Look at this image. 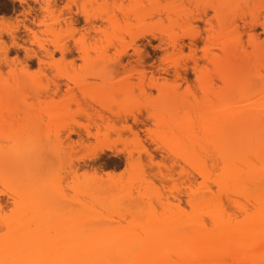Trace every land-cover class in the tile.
I'll list each match as a JSON object with an SVG mask.
<instances>
[{
	"label": "rangeland",
	"instance_id": "374dc122",
	"mask_svg": "<svg viewBox=\"0 0 264 264\" xmlns=\"http://www.w3.org/2000/svg\"><path fill=\"white\" fill-rule=\"evenodd\" d=\"M215 1L54 0L47 5L45 0H0V13L10 17L8 26L3 27L15 32V39L9 32L0 36L9 46L0 55V83L10 80L14 97L9 108L18 112L13 124H0V145L13 141L24 146L26 138L42 143L48 136L53 139L55 126L46 124L44 115L48 111L70 110L71 123L78 131L70 135L75 148L67 147L64 157L79 175L80 226L76 229L78 224L73 221L65 228L57 223L50 230L51 236L160 238V218H181L188 211L186 186L192 159L189 119L194 106H203L199 74L211 69L213 61L217 65L223 62L224 54L215 44L211 55L205 51L208 41L218 39L222 27L209 11L210 24L196 19L190 28L196 46L184 37L183 50L175 55L170 48L158 47L160 38L152 39L149 33L159 37L161 30L180 33L198 7ZM254 2L250 0V5ZM243 25L238 22L239 31ZM139 30L148 31L136 40L145 44L144 67H132V47L128 48L132 57L122 61L124 67H111L121 46L132 44L133 34ZM256 31L263 41L262 28L258 26ZM60 45L71 47L72 54L62 56L54 50ZM77 45L87 48L88 57L78 56ZM171 59H178L184 78L175 76ZM32 111L41 112L44 120L27 130L22 127L24 115ZM100 145H109L111 150L92 156ZM128 153L132 158L126 166ZM125 170L136 178L132 187L126 186L129 191L118 193L122 204L118 205V200L105 202L99 189L102 181L97 183L91 174L124 172L127 182ZM66 176L70 186L71 177ZM72 194L68 189V196ZM8 201L0 197L3 205Z\"/></svg>",
	"mask_w": 264,
	"mask_h": 264
},
{
	"label": "bare ground",
	"instance_id": "6f19581e",
	"mask_svg": "<svg viewBox=\"0 0 264 264\" xmlns=\"http://www.w3.org/2000/svg\"><path fill=\"white\" fill-rule=\"evenodd\" d=\"M53 1L45 0L47 5ZM254 1L253 5L250 0L209 2L195 10L180 33L161 30L160 37L149 33L152 39L160 38L158 47L170 48L175 55L182 52L184 37L196 46L190 28L196 19L210 24L209 11L222 27L216 43L208 41L205 51L211 55L215 44L224 54L223 62L217 65L213 61L211 69L199 74L203 106H194L189 119L188 211L181 218H160V238L51 236L57 223L65 228L73 221L79 228L81 191L77 170L66 164L64 157L67 147L75 148L70 135L78 134L70 110L48 111L44 115L46 124L55 126L53 139L48 136L42 143L26 138L24 146L13 141L0 145V197L9 200L7 206L0 203V264H264V40L256 33L260 26L264 34V0ZM8 18L0 13V36L9 32L15 39V32L3 27L8 26ZM239 21L244 24L243 31L238 30ZM146 34V30L135 32L132 44L121 46L111 67H124L123 59L132 57L129 47L133 49L132 67H144L145 44L136 40ZM2 42L0 55L9 49ZM54 50L62 56L72 54L67 45ZM75 51L81 59L88 57L83 45H77ZM169 63L176 69L175 76L184 78L178 59ZM9 81L0 83V124H13L18 114L9 108L14 97ZM43 120L41 112H26L22 127L31 128ZM104 150L111 148L100 145L91 154L97 156ZM131 158L128 153L126 166ZM123 173L91 174L97 183L102 181L99 189L105 202L118 200L117 204H122L118 193L129 191L126 186L135 182L133 172L134 176L128 172L127 182ZM67 174L70 186L65 182Z\"/></svg>",
	"mask_w": 264,
	"mask_h": 264
},
{
	"label": "crops",
	"instance_id": "0c3cea01",
	"mask_svg": "<svg viewBox=\"0 0 264 264\" xmlns=\"http://www.w3.org/2000/svg\"><path fill=\"white\" fill-rule=\"evenodd\" d=\"M9 17V16H8Z\"/></svg>",
	"mask_w": 264,
	"mask_h": 264
}]
</instances>
